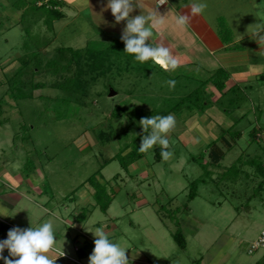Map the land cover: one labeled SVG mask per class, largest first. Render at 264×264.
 I'll return each mask as SVG.
<instances>
[{
	"label": "rangeland",
	"instance_id": "374dc122",
	"mask_svg": "<svg viewBox=\"0 0 264 264\" xmlns=\"http://www.w3.org/2000/svg\"><path fill=\"white\" fill-rule=\"evenodd\" d=\"M73 12L52 22L36 0H0V195L20 196L0 206L9 215L0 218L23 229L52 221L56 251L65 253L55 264H89L101 225L128 248L130 264H192L214 254L222 264H254L262 250L248 248L264 230V82L214 98V84L201 83L192 65L164 71L136 61L121 36ZM74 50L86 56L91 73L83 77L94 80H64L78 69ZM199 84L203 111L187 96ZM168 114L176 119L172 158L157 160V144L124 170L114 155L140 146L148 134L140 119ZM229 127L225 137L240 136L228 148L218 140L225 154L206 164V144ZM90 177L106 189L101 201ZM177 230L184 249L172 237Z\"/></svg>",
	"mask_w": 264,
	"mask_h": 264
},
{
	"label": "crops",
	"instance_id": "0c3cea01",
	"mask_svg": "<svg viewBox=\"0 0 264 264\" xmlns=\"http://www.w3.org/2000/svg\"><path fill=\"white\" fill-rule=\"evenodd\" d=\"M56 1L61 5L63 17L67 16L66 11H74L78 14L86 13L90 25L96 24L97 28H100V32L107 31L121 36L126 21L116 23L110 9L102 10L105 8L107 0ZM201 2L206 3L207 8L202 14L191 17L190 23L185 29L175 25L174 17L178 13H190V5L193 0H168L167 5H160L156 10L161 15L167 13L166 23L161 28L154 29L155 35L150 43L163 42L172 49L180 61V65H192V74L200 73L201 79L204 78L211 82L210 85L213 83L210 77L214 72L218 69L223 70L228 75L224 81L225 87L219 91L211 85L213 90L211 96L214 98L221 99L225 91L233 86L246 89V87L252 88L260 85V81L264 82V78L261 77L264 74V43L257 40L255 33L264 30V22L259 21L252 11H255L256 3H260L261 0H201ZM140 3L143 5L142 10L136 8L130 16L139 15L141 12L146 13L151 7L156 6L157 0H140ZM214 19L215 21L222 20L230 29L232 34L230 42H222ZM248 25H252L254 28L245 29L244 26ZM35 183L38 184V180ZM19 198L20 196L16 194H13L11 198L0 195V206H5L8 199L16 204ZM13 227L12 224L0 218V234H5L6 239L7 232ZM3 255L8 256L7 249ZM49 255L56 256L58 252L54 251ZM259 259L255 258L254 264L258 263ZM201 260V262L195 261L192 264H222V259H217L216 254L207 255Z\"/></svg>",
	"mask_w": 264,
	"mask_h": 264
},
{
	"label": "clouds",
	"instance_id": "9594fccd",
	"mask_svg": "<svg viewBox=\"0 0 264 264\" xmlns=\"http://www.w3.org/2000/svg\"><path fill=\"white\" fill-rule=\"evenodd\" d=\"M168 0H157V4L151 7L146 13L130 16L134 9L142 10L140 0H107L105 8L110 9L116 23L126 21L120 39L124 43V52L134 56L136 61L141 63L148 60L159 65L164 71H174L180 66V61L174 55L172 49L163 42L150 43L155 35L154 29L165 25L167 13L161 15L156 9L160 5H167ZM207 4L201 0H193L190 5V13L176 14L174 23L178 28L185 29L193 16L202 14ZM255 15L259 21L264 22V0L255 5ZM264 30L255 33L257 40L264 43ZM170 89L175 87V80L166 81ZM143 133L138 150L141 153L148 152L155 145L161 146V157L167 161L174 155L170 149L168 134L176 126V119L173 114L166 116L152 115L141 118L139 121ZM150 130V131H149ZM0 215L9 216L0 210ZM94 248L89 256V264H130L126 256L127 247L110 239L106 225L95 228L93 233ZM64 242V241H63ZM56 236L52 221H46L38 227L23 229L13 227L7 232V239L0 241V260L4 264H55L58 257L65 255L61 250L58 255L50 256L49 253L56 251ZM63 244V243H62ZM7 249L8 256L3 253Z\"/></svg>",
	"mask_w": 264,
	"mask_h": 264
},
{
	"label": "trees",
	"instance_id": "16d2710c",
	"mask_svg": "<svg viewBox=\"0 0 264 264\" xmlns=\"http://www.w3.org/2000/svg\"><path fill=\"white\" fill-rule=\"evenodd\" d=\"M38 6L39 7H45L47 12L52 14V16H53L52 17V22L61 19L63 17V15H64V13L61 11L60 3L58 1H56V0H50L47 3H44L42 5H38ZM52 22L50 23V25H53ZM217 29H218V34L220 36V39L222 40L223 43H228V42L231 41V39H232L231 31L223 23L222 20H219V28H217ZM116 47L120 48L118 46H116ZM122 51L124 52V49H122ZM124 54H126L128 57H133L134 58V56L131 55V54H128L126 52H124ZM70 58H72V59L74 58L75 59V61L77 62L76 64H77L78 69H77V71L74 74H72V76H70V78H68V79L65 78L64 79L65 81H67L68 83L71 84L72 79H78L79 82H85L86 80H88V81L89 80H94L93 76L91 78H89V79L87 78L86 80L83 77V76L91 73L90 70L84 68V65H83V64L86 63L85 62V58H86L85 54H80V51H75L74 50V51H72ZM81 60H83L82 64H81ZM150 62H153V61L150 60ZM25 63H28V61H26ZM56 69H57V67L53 68L54 71H56ZM227 77H228V75L223 70H219L218 69L217 71L214 72V74L210 78L213 81L214 86L220 91V90H222L224 88V86H225L224 81L226 80ZM261 77L264 78V74H262ZM206 82H208V81L207 80L206 81L205 80L201 81V83H203V84H205ZM203 84H199L200 86L195 87L193 90H191L187 94V96L190 97V98L192 96V108H197L200 111H203L204 108H206L204 105L208 104V102L205 100V98H206L205 95L206 94H205L204 90L202 89V85ZM73 85L76 86L77 84H73ZM234 88H235L234 86L230 87V89H234ZM230 89H228V90H230ZM182 98H186V97L184 96ZM2 111H3L2 110V106L0 104V124H2V122H3L2 118H1ZM229 130H230V127L227 128V129H223L222 134L220 135L219 139L211 141V142L206 144L205 153L208 156V161H207L206 164H217L223 158V156L225 154L224 149L221 147V145L223 147L226 146L227 148L231 147L232 143L229 141V139L232 140V139L238 138V136H240V131L236 130V131H234V135H236L237 137L236 136L230 137V138L229 137H225L223 133L225 131L228 132ZM218 140L221 141V145H219ZM128 147H130L129 144H127V146L122 151H119L116 155H114V157H117V159L120 161L121 166H122V168H124V170H127V167H128L129 164H131L132 162H134L135 160H137L138 158H140L142 156V153L137 149V148H139V146L137 145L136 142L134 143V145L132 147H130V150L125 155L122 154V152L124 150H126ZM155 150H156L155 156H156V159L158 160L161 157V155H160L161 147L160 146H156ZM127 155H128V159H126ZM114 157H112V158H114ZM112 158H110L109 160H111ZM91 177L89 178V182L91 183V185L95 189L93 194H94V196L96 198H99V200L101 201V199H100L101 198V193L102 192L105 193L106 189H105V187H102L99 183H95L91 179ZM197 179L192 181L193 187L189 191V194H188L189 198H193L197 194L196 189L194 188V185H195ZM108 204H109V202H104V204L102 202L101 209H103L105 211L106 208L108 207ZM76 217L77 218L81 217L82 219H84L85 218V214H82L81 212H79ZM172 237L174 238V240L176 241L177 245L180 248L184 249L186 247L185 238H184L183 234L180 232V230H177L176 232H173L172 233ZM78 250H77L78 256L82 257L84 255V253L79 254Z\"/></svg>",
	"mask_w": 264,
	"mask_h": 264
},
{
	"label": "built area",
	"instance_id": "2783aa9c",
	"mask_svg": "<svg viewBox=\"0 0 264 264\" xmlns=\"http://www.w3.org/2000/svg\"><path fill=\"white\" fill-rule=\"evenodd\" d=\"M50 0H36L37 5H42L44 3H47ZM258 249L262 250L261 256L259 257V261L256 264H264V230H262L257 238L251 242L248 252L252 253L254 251H257Z\"/></svg>",
	"mask_w": 264,
	"mask_h": 264
},
{
	"label": "water",
	"instance_id": "95a60500",
	"mask_svg": "<svg viewBox=\"0 0 264 264\" xmlns=\"http://www.w3.org/2000/svg\"><path fill=\"white\" fill-rule=\"evenodd\" d=\"M115 92H112V94H114ZM6 239V235L5 234H0V241L5 240Z\"/></svg>",
	"mask_w": 264,
	"mask_h": 264
}]
</instances>
